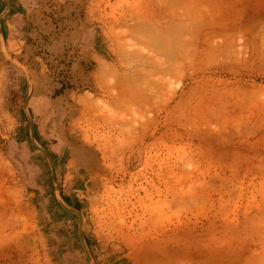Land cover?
Here are the masks:
<instances>
[{"label":"rangeland","instance_id":"rangeland-1","mask_svg":"<svg viewBox=\"0 0 264 264\" xmlns=\"http://www.w3.org/2000/svg\"><path fill=\"white\" fill-rule=\"evenodd\" d=\"M206 1L0 0V264H264V0Z\"/></svg>","mask_w":264,"mask_h":264},{"label":"crops","instance_id":"crops-1","mask_svg":"<svg viewBox=\"0 0 264 264\" xmlns=\"http://www.w3.org/2000/svg\"><path fill=\"white\" fill-rule=\"evenodd\" d=\"M19 216V215H18ZM14 222L18 223L19 225H16V230H20V232H15V236H22V238H28L29 241H32V243L36 244L35 247L38 250L37 253L33 250L32 256L30 257V264H55V260L53 256L51 257V254L45 251V249L40 250V241L43 239V231L41 228V223L39 222V219L37 216L33 215L30 217V226H27L24 230V224L25 222L22 220H19L16 218L12 219ZM11 220L7 224V228H12L10 226ZM40 250V251H39ZM41 254V255H40ZM38 255V256H37ZM40 255V257H39ZM52 259V260H51Z\"/></svg>","mask_w":264,"mask_h":264},{"label":"bare ground","instance_id":"bare-ground-1","mask_svg":"<svg viewBox=\"0 0 264 264\" xmlns=\"http://www.w3.org/2000/svg\"><path fill=\"white\" fill-rule=\"evenodd\" d=\"M194 1H195V0H193V2H194ZM203 1H206V0H201V3H202ZM210 1H211V0H210ZM212 1H213V0H212ZM196 2H198V3L200 4L199 0H198V1L196 0ZM206 2H207V1H206ZM206 2H205V3H206ZM214 2H215V1H214ZM190 3H191V2H190ZM199 4H198V5H199ZM203 4H204V2L202 3V5H203ZM194 5H195V8L198 7L199 10H200V7H199L198 5H197V7H196V3H195ZM192 6H193V5H192ZM192 6H191V7H192ZM200 6H201V4H200ZM191 7H190V9H191ZM203 7H204V6H203ZM212 7H214V6H212ZM216 7H217V6H216ZM187 8H188V7H187ZM198 8H197V9H198ZM192 9H194V8L192 7ZM207 9H208V8H207ZM207 9H205L206 12L209 11V9H208V10H207ZM199 10H197V11L199 12ZM188 11H189V10H188ZM193 11L195 12L196 10L194 9V10H192V12H191V10H190L191 13H190V12H189V13L192 14ZM202 11H203V10H201V12H199V14H202ZM204 12H205V11H204ZM204 12H203V15H206V14H205L206 12H205V13H204ZM187 13H188V12H187ZM187 13H186L185 15H183L184 18H185V16H186V17L190 16V14H187ZM196 13H197V12H196ZM208 13H209V12H208ZM199 14H195V13H194V16L196 17V16L199 15ZM203 15H202V16H203ZM206 16H207V17H206ZM206 16H203V17L208 18L209 14L206 15ZM212 16H213V15H212ZM181 17H182V16H181ZM192 17H193V15H192ZM198 17H199V18H198V19H199V23H201V21H203V20L205 19V18H204L203 20H201V19H202V18H201V15L198 16ZM184 18H182V19H184ZM196 19H197V18H196ZM200 20H201V21H200ZM183 21H184V20H183ZM185 21H186V20H185ZM195 21H198V20H195ZM195 21H194L195 26L193 25L194 23H193V24H192L191 22H190V23H191L194 27H196V29H197L199 23H197V24H198V25H197ZM204 21H205V20H204ZM185 23H186V22H185ZM190 23H189V24H190ZM203 24H205V23H202V24H200V25L203 26ZM196 25H197V26H196ZM189 26H190V25H189ZM202 26H199L200 29L202 28ZM194 27H192V28H194ZM209 28H210V27H209ZM198 29H199V28H198ZM198 29H197V30H198ZM190 34H191V33H190ZM197 34H198V33H197ZM181 41L183 42V40H181ZM186 41H188V42L190 43V41H192V40H190V39L188 40V39H187ZM176 42H177V41H176ZM182 42H180V43H182ZM184 42H185V41H184ZM184 42H183V44H184ZM188 42H187V43H188ZM175 44H176V43H175ZM177 44H178V42H177ZM183 47H185V45H184ZM183 47H181V49L185 50ZM176 48H180V47H177V46H176ZM174 50L176 51V49L173 48V50H172V51H173V54H175V53H174V52H175ZM177 50H180V49H177ZM180 51L182 52V50H180ZM185 51H186V50H185ZM185 51H184V52H185ZM178 52H179V51H178ZM184 52H183V53H184ZM186 52H187V51H186ZM186 52L184 53V55L186 54ZM185 56H186V55H185ZM172 58H173V56H172ZM167 59L169 60V57H168ZM174 60H175V59H174Z\"/></svg>","mask_w":264,"mask_h":264}]
</instances>
